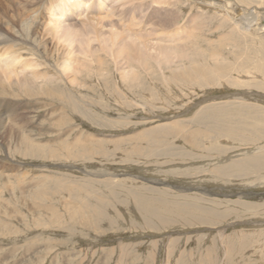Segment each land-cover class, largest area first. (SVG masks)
I'll return each instance as SVG.
<instances>
[{
	"label": "rangeland",
	"instance_id": "1",
	"mask_svg": "<svg viewBox=\"0 0 264 264\" xmlns=\"http://www.w3.org/2000/svg\"><path fill=\"white\" fill-rule=\"evenodd\" d=\"M26 1L30 4L12 3L23 2L21 11L28 12L27 41L41 42L35 45L46 63L38 69L50 68L58 77L56 61L68 50L71 57L92 59L81 53L93 36L82 22L94 23L112 6L119 12L128 5L104 0L97 11L94 0H82L86 4L71 11L63 0H36L37 9L35 0ZM149 1L135 8V20L142 17L146 25L142 33H150L144 68L120 58L115 64L106 47L99 49L102 40L111 43L101 34L89 40L103 56L101 67L92 62L93 70L76 73L80 81L69 84L76 94L63 100L14 92L0 97V109L22 114L39 146L36 155L27 153L10 121L0 127V264H264V31L257 28V20L264 22V0L239 2L248 4L241 16L231 12L232 20L234 14L240 19L236 27L222 18L216 0H199L193 10L180 11L182 28L194 30L180 41L183 55L175 51L170 60L157 47L170 48L168 36L152 34L161 12ZM47 18L52 21L45 27L60 28L45 36ZM71 25L79 29L72 37L79 35L69 42L62 35ZM161 30L159 35L167 33ZM10 32L18 38L16 27ZM131 35L115 39L112 47L140 44ZM62 83L57 85L69 90ZM52 149L59 154L49 155ZM32 189L39 194L30 196ZM99 216L105 218L95 231L88 221Z\"/></svg>",
	"mask_w": 264,
	"mask_h": 264
},
{
	"label": "bare ground",
	"instance_id": "2",
	"mask_svg": "<svg viewBox=\"0 0 264 264\" xmlns=\"http://www.w3.org/2000/svg\"><path fill=\"white\" fill-rule=\"evenodd\" d=\"M17 1V0H16ZM24 1V0H23ZM30 1V0H29ZM40 1V0H39ZM45 1V0H44ZM51 1V0H50ZM53 1V0H52ZM69 1V2H68ZM114 0H110V2H113ZM123 1V0H122ZM122 1H121V4H122ZM145 1L146 0H128V5L126 6V10L124 11L123 9L120 10L119 12H117L118 10V7H115V6H112L113 8H111V10H108L106 12L105 15H102L103 18L105 19H102L99 18V15L98 18H93L91 15L92 14H87L89 15L88 18H93L95 19V22L93 23V21L91 22L90 19H87V21L85 23L82 22V25H84L82 28L88 32H92L93 33V36L90 38L91 40L92 39H98L101 34L104 35V36H109V39H110V44H106L105 40H102V46L99 48L100 50H105L104 47H106L107 51H104V52H108V56L110 55L112 57V59L115 61L117 58H120L121 60L124 61V63L127 64V66H133V63L132 62H137L139 63V65L143 66V68L145 66H147L149 64V61L147 60V56L144 54L145 52L143 51V49H145L147 46H148V42H146V40L148 39L147 36L150 35V33L148 31H145L146 33H142L143 32V29L142 27H144V23H143V18H139V20H135V8L137 7V9L139 8H144L145 7ZM149 1V0H148ZM153 1V5H155V8H157V12H161L160 15H156V19H157V22L158 23H154L155 24V28H151V31H152V34H154V36H159V37H165V36H168V40L167 42H172L173 45L170 46V48H167V47H163L161 44H158L157 47H158V50H159V53L161 54L162 58L163 56L166 58V60H170V56L172 53H175L176 54H179L181 49H179V47L181 48V42L180 41H184V40H189V34L192 33V31L194 30H191L189 27V31L188 29H185L184 27L182 28V26L180 25V22L183 20L184 16L183 14L180 12V11H183V10H186L189 9V10H193L194 7H196V5H199V0H152ZM187 3L185 4L187 7H184L183 5V2ZM205 1H215V0H205ZM218 1L219 3H221V5L219 7H222V9H219V13L221 14L222 18H227L226 21H230L232 26L233 27H236L238 26V21L236 20H240L239 17L237 18V16H241L243 14H245L246 12L243 10L245 7H241V2L242 0H216ZM13 0H0V97H6L7 94L9 96V93H15V96H16V93L18 94H21V95H27V93H33L35 96L37 97H40V98H45L46 96L48 98H51V97H59L61 100L65 99V95L67 96V93L68 95L71 94L72 92H75V94L77 93L76 91H73V90H77L75 89V87H70L69 84L71 83L72 85V82L73 81H76V82H79L80 81V77H78L76 75V73L78 74L79 72H82V70L84 71V68L86 69V72H88L89 70H93V66H92V62L94 63H98V64H95L96 65H99L101 67V54L98 53V49L95 50L93 49L94 47H90L89 43H90V39H88L86 41L87 43V48H84L83 50H81V53H83L84 55L86 56H89V57H92V59L87 61L85 59H82V58H77L76 56L74 57H71L70 55L72 54L70 50H68V52L66 53L67 55L66 56H61L59 57V59L57 60L56 58V62H58L60 65V75L59 77L53 72L52 69L48 68L47 70H43V69H38L39 66L42 67V65H44L46 62V60L43 58V60H40V57H43V53L44 51L40 52L41 54L39 55V51L37 48L36 45H39L40 43L36 44L32 41H27L28 39L27 38H30L32 36V28L30 27H24V23L26 22V18H25V22L23 21L24 18V13L23 14V10L25 9V7H23L24 9H22L21 11V3L20 6H19V3H12ZM21 2V1H20ZM27 1L25 0V3ZM36 2V0H35ZM38 2V1H37ZM36 2V4H37ZM49 2V0H48ZM63 2H66V6H69L70 7V10H71V7H72V10L73 8H77L78 6L80 5H85L87 3V0H86V3L85 1L82 2V0H75L73 2V0H63ZM63 2H62V5H63ZM150 2V1H149ZM203 2V1H202ZM25 3L23 5H25ZM33 3V2H32ZM47 3V2H46ZM207 3V2H206ZM213 3V2H212ZM27 4H30L27 2ZM35 4V3H34ZM40 4V3H39ZM49 4V3H48ZM65 4V3H64ZM104 4V0H94V3L92 4V6H94V8H96V10H101L102 6ZM120 4V3H119ZM152 4V3H151ZM208 4V3H207ZM32 5V4H31ZM125 5V3H124ZM210 5V4H208ZM212 5V4H211ZM230 5V6H229ZM42 6V4H41ZM45 6V5H43ZM259 6V5H258ZM20 8V9H19ZM27 8V7H26ZM32 8V7H31ZM35 8V6H34ZM39 8L38 7V4H37V7L36 9ZM41 8V7H40ZM58 8V7H57ZM56 8V9H57ZM62 10H63V7L61 6ZM61 8H59L60 12H61ZM163 8H166L165 10H163ZM199 8V7H198ZM242 8V9H241ZM20 11H19V10ZM28 9V8H27ZM26 9V11H28ZM30 9V8H29ZM47 11H51V8L48 7L46 8ZM134 9V10H133ZM217 9V10H218ZM259 10V7H255L254 10ZM42 10V9H41ZM44 10V9H43ZM71 10V11H72ZM97 10V11H98ZM216 10V11H217ZM25 11V12H26ZM30 11V10H29ZM96 11V12H97ZM156 11V10H155ZM213 11V10H212ZM234 11V12H237V16L236 14H234V18L236 20H232V18L230 17L231 16V12ZM32 12V11H31ZM30 12V14H31ZM75 12V11H74ZM101 12V11H100ZM117 12V13H116ZM129 12H133L134 16L132 17V13L131 15L128 16V13ZM154 12V11H153ZM201 12V11H200ZM233 12V13H234ZM261 12V11H260ZM47 13V12H46ZM145 13V12H144ZM165 13V16L163 15ZM167 13V14H166ZM232 13V14H233ZM254 15H257L259 16V13H257L256 11L253 12ZM28 14V12H27ZM26 14V15H27ZM34 14V13H33ZM60 14V13H59ZM73 14V12H72ZM84 14V13H83ZM152 14V13H151ZM150 14V15H151ZM159 14V13H157ZM262 14V13H260ZM36 15V13H35ZM82 15V14H81ZM96 15V14H95ZM174 18H172V16ZM206 15V14H204ZM203 15V16H204ZM208 15V14H207ZM30 16V15H29ZM33 16V15H31ZM54 16V15H53ZM82 16H85V15H82ZM91 16V17H90ZM148 16V15H147ZM196 16V15H194ZM199 16V15H198ZM26 17V16H24ZM35 17V16H33ZM58 17V16H57ZM67 17V16H66ZM86 17V16H85ZM106 17L107 19H110V21H108V24H104V23H107L105 20H106ZM113 17H116L114 20ZM151 16H149L147 19V21H152V18L149 19ZM162 17H171V19H168L164 22H159L160 18ZM253 17V16H251ZM257 17V16H256ZM27 18H28V15H27ZM61 18V17H60ZM197 18V17H196ZM30 19V18H28ZM69 19V18H68ZM85 18L82 17V21H84ZM104 21H102V20ZM203 19V18H202ZM201 19V20H202ZM213 19V18H212ZM242 19V18H241ZM259 19V18H258ZM32 20V19H31ZM30 20V22H31ZM34 20L33 19V24H34ZM38 20V19H37ZM61 20V19H60ZM155 20V18H154ZM153 20V21H154ZM200 20V21H201ZM253 20V19H252ZM28 21V20H27ZM45 21V20H44ZM43 21V22H44ZM47 22H44V26L42 24L43 27L47 26V23H49L50 21H52L51 19L47 18L46 19ZM69 21V20H68ZM137 21V22H136ZM193 21H195V17H192L191 19V23H193ZM205 21V19H204ZM217 21V20H215ZM250 21V20H249ZM259 21L258 22V29H260V31H264V22H261V20H257ZM29 22V21H28ZM155 22V21H154ZM197 24L198 22L195 21ZM208 22V21H207ZM224 22V21H223ZM240 22V21H239ZM37 23V22H36ZM35 23V24H36ZM59 23V22H58ZM190 23V24H191ZM213 23V22H212ZM220 23V22H219ZM66 24V23H65ZM64 24V25H65ZM68 24V23H67ZM189 24V23H188ZM196 24V25H197ZM200 24V23H199ZM208 24V23H206ZM220 24H223V23H220ZM249 24V23H248ZM88 25V27H87ZM105 25H108V28L105 26ZM142 25V26H141ZM193 25V24H192ZM201 25V24H200ZM210 25V24H209ZM260 25V26H259ZM30 26V25H29ZM35 26V25H34ZM33 26V27H34ZM141 26V27H140ZM146 26V25H145ZM187 26V25H186ZM202 26V25H201ZM200 26V28H201ZM252 26V25H251ZM16 27V30H17V33L19 34H15L18 36L15 37L11 32L10 30L12 28H15ZM59 27V25H55L54 28H57ZM69 27V26H68ZM86 27V28H85ZM197 27V26H195ZM210 27V26H209ZM209 27H206V28H209ZM243 27V26H242ZM40 28V27H39ZM54 28H50L49 27H45L44 31L42 29V31L46 35H52L53 34V31H54ZM60 28V27H59ZM102 28H107V30L103 31ZM158 28V30H156ZM194 28V27H193ZM198 28V27H197ZM196 28V29H197ZM229 28V26H228ZM249 28V27H248ZM68 30H65L66 32L63 33V37L65 36L67 39L66 41H72V40H75L74 37L76 35H79V33H75L76 35L72 37V32H76V31H79L78 28H76V26L74 25H71L69 28H67ZM74 29V30H73ZM82 29V31H83ZM161 29H164V31L166 30L167 33L166 34H162V35H159L158 33L162 32ZM237 29V28H235ZM233 30V29H232ZM41 31V32H42ZM56 31V30H55ZM81 31V29H80ZM210 31V30H209ZM14 32V31H13ZM36 32V31H35ZM212 32V31H211ZM15 33V32H14ZM39 33V32H38ZM55 33V32H54ZM85 33V32H84ZM238 33V32H236ZM252 33V32H251ZM57 34V33H56ZM133 36H132V35ZM151 34V35H152ZM234 34V33H233ZM21 35L23 36L20 40L19 38L21 37ZM37 35V33L35 34ZM42 35V33H41ZM44 35V34H43ZM126 36V35H131L129 36L130 39H134V37L137 36V39H142L140 44H137L135 47H129L127 45H118L116 43L115 47L113 48V44H114V41L115 39L119 38L120 36ZM192 35V34H191ZM204 35V34H203ZM224 35V34H223ZM222 35V36H223ZM264 35V34H263ZM20 36V37H19ZM34 36V35H33ZM40 36V35H39ZM44 36V38H45ZM35 37V36H34ZM38 37V35L36 36ZM77 37V36H76ZM132 37V38H131ZM193 37V36H191ZM264 37V36H263ZM32 38V37H31ZM39 38V37H38ZM36 38V40L38 39ZM43 37H41L40 39H44ZM89 38V37H88ZM188 38V39H187ZM205 38V37H204ZM207 38V37H206ZM205 38V39H206ZM226 38V37H225ZM34 39V38H33ZM77 39V38H76ZM19 40H20V43H19ZM52 40V39H51ZM85 40V39H84ZM223 40V39H222ZM225 40V39H224ZM34 41V40H33ZM38 41V40H37ZM89 41V42H88ZM196 41V40H194ZM200 41V40H199ZM209 41V40H208ZM44 42V41H42ZM74 42V41H73ZM247 42V41H246ZM256 42V41H255ZM72 43V42H71ZM198 43V42H197ZM36 44V45H35ZM196 44V43H195ZM227 44V42H226ZM43 45V44H42ZM45 46L47 45L46 43L44 44ZM198 46V44H196ZM191 46V44H190ZM223 46V45H222ZM226 46V45H225ZM47 47V46H46ZM46 47H44L43 49H47ZM50 48V47H49ZM150 48V47H149ZM148 48V49H149ZM185 47H183L184 49ZM41 49V48H40ZM57 49V48H56ZM196 49V48H195ZM42 50V49H41ZM48 50V49H47ZM66 50V51H67ZM51 51V49H50ZM55 51V50H54ZM57 51V50H56ZM59 53L57 55H59L62 51L58 50ZM185 51V50H183ZM182 51V52H183ZM192 51V50H191ZM195 51V50H194ZM24 52V53H23ZM47 52V51H46ZM49 52V51H48ZM101 52V51H100ZM103 52V51H102ZM144 52V53H143ZM51 54V52H49ZM56 53V52H55ZM199 53V52H198ZM47 54V53H46ZM49 54V55H50ZM105 54V53H103ZM201 54V53H199ZM48 55V54H47ZM47 55H45L47 57ZM56 55V54H55ZM61 55V54H60ZM69 55V56H68ZM106 55V54H105ZM179 55H183V54H179ZM195 55V54H194ZM215 55V54H214ZM44 56V57H45ZM73 56V55H72ZM107 56V55H106ZM51 57V56H50ZM54 57V56H53ZM81 57V56H80ZM103 57V56H102ZM73 58L75 59L76 58V64L72 65V61H73ZM87 58V57H86ZM156 59V57H154ZM164 58V59H165ZM192 58V57H191ZM48 59H50L48 57ZM52 59V58H51ZM96 59V60H95ZM119 59V60H120ZM149 59V58H148ZM158 59V60H157ZM156 60L157 61H162L161 58L159 59V57L157 58ZM188 59V58H186ZM185 59V60H186ZM208 59V58H207ZM219 59V58H218ZM222 59V58H221ZM95 60V61H94ZM111 60V59H110ZM150 60V59H149ZM184 60V59H183ZM220 60V59H219ZM223 60V59H222ZM221 60V62H223ZM50 61V60H48ZM54 61V59H53ZM113 61V62H114ZM151 61V60H150ZM155 61V62H157ZM180 61V60H179ZM182 61V60H181ZM200 61V60H199ZM207 61V60H206ZM213 61V60H212ZM106 62V61H105ZM158 62V63H159ZM185 62V61H184ZM154 63V62H153ZM157 63V64H158ZM214 63V62H213ZM53 64V63H52ZM57 64V63H56ZM113 64V63H112ZM115 64H116V61H115ZM118 64V63H117ZM160 64V63H159ZM158 64V65H159ZM210 64V63H209ZM208 64V65H209ZM215 64V63H214ZM51 65V63H50ZM55 66V64H53ZM123 65V64H122ZM120 65V66H122ZM157 65V66H158ZM190 65V64H189ZM212 65V63H211ZM219 65V63H217V66ZM221 65V64H220ZM219 65V66H220ZM225 65V64H223ZM45 66V65H44ZM138 66V65H137ZM193 66V65H192ZM213 66V65H212ZM216 66V65H214ZM222 66V65H221ZM226 66V65H225ZM109 67V66H108ZM136 67V66H135ZM140 67V66H139ZM34 68H36V72H34ZM56 68V67H55ZM95 68V67H94ZM122 68V67H121ZM129 68V67H128ZM162 68V67H160ZM228 68V66H227ZM27 69H31V71L29 73L25 72V70ZM45 69V68H44ZM118 69V68H117ZM138 69V68H136ZM178 69V68H177ZM184 69V68H183ZM193 69V68H192ZM200 69V68H199ZM211 69V67H210ZM215 69V68H214ZM219 69V68H218ZM149 70V69H148ZM197 70V69H196ZM216 70V69H215ZM117 71V70H116ZM121 71V70H120ZM135 71V70H134ZM181 71V69H180ZM191 71V70H190ZM58 72V71H57ZM147 72V71H146ZM175 72V71H174ZM186 71H184V74H185ZM219 72V71H218ZM137 73V72H136ZM191 73V72H190ZM196 73V72H195ZM202 74V71L200 72ZM206 73V72H205ZM175 74V73H174ZM53 75H56L55 77ZM205 75V74H204ZM195 76V75H194ZM200 76V75H199ZM14 77V79H13ZM183 77V76H182ZM192 77V76H191ZM260 77V76H259ZM130 78V77H129ZM132 79V78H130ZM129 79V80H130ZM54 80V82H53ZM63 80V81H61ZM60 82H63L61 85L63 84H66L67 85V88L69 90H65V88L63 87H59V85H57L58 83ZM79 84V83H78ZM73 89V90H72ZM132 93V92H131ZM11 96V95H10ZM18 96V95H17ZM73 96V95H72ZM16 98V97H15ZM2 101H0L1 103ZM4 103V102H2ZM6 106V105H5ZM41 107H43L44 109V105H40ZM9 107V106H7ZM67 108V107H66ZM3 109L5 110V107H3ZM2 111V113H1ZM21 111V110H20ZM0 127H3L6 123H5V120L7 121H10V128L11 129H15L17 130V136H18V141L21 146L24 145L26 147H24L25 149V152L27 153H34V155H36L35 153L38 151L39 149V146L37 145L38 143L26 132L27 131V128H26V125H24L25 123L27 124V119L25 117H23L22 114H20L19 116L15 115L14 112L12 111H8L7 113L4 112L3 110L0 109ZM11 113V115H10ZM17 120L18 122H20V129H18L16 126H17V123L16 121ZM165 128V127H164ZM181 129V128H180ZM157 130V129H156ZM161 131V130H159ZM163 131V130H162ZM166 130H164L163 132H165ZM153 133V132H152ZM161 134V133H160ZM163 135V134H162ZM158 136V135H157ZM189 136V135H188ZM155 137V136H154ZM164 137V136H163ZM190 138V137H189ZM159 140V139H158ZM153 141V140H151ZM155 142V141H154ZM54 148V147H52ZM57 149V148H56ZM42 150V149H40ZM48 150V148H47ZM52 153L49 154L51 155L52 157L55 156V155H58V151L56 150H50ZM165 151V150H164ZM185 151V150H184ZM60 152V151H59ZM61 153V152H60ZM64 155V154H63ZM72 156L74 155L73 153H68L66 152V156ZM39 156V155H38ZM45 156V155H44ZM43 157V156H42ZM49 157V156H48ZM69 158V157H68ZM257 158V157H256ZM260 161V160H259ZM242 173V172H241ZM244 173V172H243ZM12 174V173H11ZM245 174V173H244ZM264 174V173H263ZM239 176V175H238ZM259 177V176H258ZM158 183V182H157ZM136 187V186H135ZM39 193H38V190H34L32 189V192L29 191V195L30 196H37ZM69 200V199H68ZM75 204V203H74ZM73 204V205H74ZM83 204V203H82ZM63 206V204H62ZM66 207V206H65ZM70 208V207H69ZM249 208V207H248ZM81 211H82V208H81ZM145 211V210H144ZM51 212V211H50ZM71 212V211H70ZM77 212V211H76ZM95 212V210H94ZM56 214V212H55ZM83 214V213H82ZM85 214V213H84ZM96 214H97V211H96ZM95 214V216H96ZM252 214V213H251ZM52 215V214H51ZM73 215V214H72ZM50 217V216H49ZM75 217V216H74ZM78 218V217H77ZM81 218V217H79ZM78 218V219H79ZM84 218V217H83ZM105 218V216H99V218H93V220L91 221H88V224H92V229H94L95 231H98V229H100L98 227V222L100 221H103L102 219ZM47 219V218H46ZM49 219V218H48ZM75 219V218H74ZM54 220V219H53ZM51 220V221H53ZM59 221V219H56ZM69 221V220H68ZM72 221H74L72 219ZM71 222V221H70ZM79 222V221H78ZM85 222V221H84ZM60 223V222H59ZM83 223V222H82ZM87 224V225H88ZM148 225V224H147ZM71 226V224L69 225ZM82 227V225H80ZM90 227V225H89ZM87 227V229L89 228ZM90 230V229H89ZM241 248L242 246H240L236 251V255H238V253H240L239 251H241ZM235 249V248H234ZM244 249V248H243ZM243 251V250H242ZM228 251H227V255L225 256L226 258H228ZM228 261V260H227ZM230 261V260H229ZM226 262V261H225ZM234 264V263H233Z\"/></svg>",
	"mask_w": 264,
	"mask_h": 264
}]
</instances>
